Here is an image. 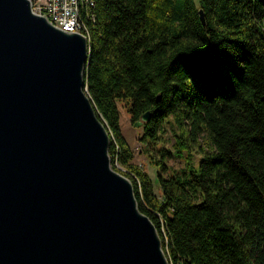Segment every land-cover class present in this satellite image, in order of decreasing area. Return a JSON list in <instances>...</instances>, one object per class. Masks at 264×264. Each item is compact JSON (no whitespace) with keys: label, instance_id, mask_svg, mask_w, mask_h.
Instances as JSON below:
<instances>
[{"label":"trees","instance_id":"obj_1","mask_svg":"<svg viewBox=\"0 0 264 264\" xmlns=\"http://www.w3.org/2000/svg\"><path fill=\"white\" fill-rule=\"evenodd\" d=\"M80 16L112 165L132 180L170 264H264V0H81ZM120 104L133 121L151 111L146 142L173 125L174 150L152 159L158 191L133 161ZM169 155L185 165L171 169Z\"/></svg>","mask_w":264,"mask_h":264},{"label":"water","instance_id":"obj_2","mask_svg":"<svg viewBox=\"0 0 264 264\" xmlns=\"http://www.w3.org/2000/svg\"><path fill=\"white\" fill-rule=\"evenodd\" d=\"M88 59L84 33L31 0H0V264H170L132 180L112 165Z\"/></svg>","mask_w":264,"mask_h":264},{"label":"rangeland","instance_id":"obj_3","mask_svg":"<svg viewBox=\"0 0 264 264\" xmlns=\"http://www.w3.org/2000/svg\"><path fill=\"white\" fill-rule=\"evenodd\" d=\"M119 111L121 129L135 153L133 161L150 174L154 182L155 190L158 191L159 187L156 175L157 167L152 162V159L161 158V151L158 147L162 145L170 150H174L173 144L175 142V136L173 133V125L169 121L163 122L162 129L159 132L160 137L157 140V143L146 142L145 140H142V136L144 134V127L142 126L143 123L136 125L127 108L123 107L121 104L119 105ZM194 147L195 150L193 159L196 165H198L199 159L203 154L197 151L198 149L196 146ZM165 161L171 169L181 168L185 165V160L175 155H169ZM118 167L121 168L119 164Z\"/></svg>","mask_w":264,"mask_h":264},{"label":"built area","instance_id":"obj_4","mask_svg":"<svg viewBox=\"0 0 264 264\" xmlns=\"http://www.w3.org/2000/svg\"><path fill=\"white\" fill-rule=\"evenodd\" d=\"M33 10L64 30L81 32V26L72 17L71 0H33Z\"/></svg>","mask_w":264,"mask_h":264},{"label":"bare ground","instance_id":"obj_5","mask_svg":"<svg viewBox=\"0 0 264 264\" xmlns=\"http://www.w3.org/2000/svg\"><path fill=\"white\" fill-rule=\"evenodd\" d=\"M32 1V8H33V0ZM80 2L81 0H71L72 5V17L75 18V21L78 22V25L81 26V32L84 33L86 36L87 34L84 32V25L80 20ZM84 21V20H83Z\"/></svg>","mask_w":264,"mask_h":264}]
</instances>
